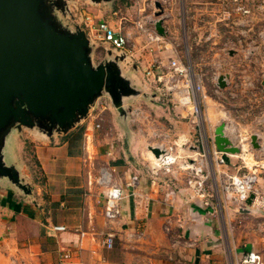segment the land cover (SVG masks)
Listing matches in <instances>:
<instances>
[{
    "label": "crops",
    "instance_id": "1",
    "mask_svg": "<svg viewBox=\"0 0 264 264\" xmlns=\"http://www.w3.org/2000/svg\"><path fill=\"white\" fill-rule=\"evenodd\" d=\"M159 6L154 15L158 19L163 14L168 37L177 28L176 14L170 5ZM193 19L188 30L194 28ZM256 26V21L248 22L247 32ZM244 41L234 37L226 42ZM140 47V59L131 70L125 66L132 55L108 53L94 65L90 49L93 66L111 63L123 81L115 85L116 101L108 96L103 112L96 110L95 100L87 116L65 133L17 126L7 133L3 161L16 169L30 193L0 178V264H62L65 252L72 264H237L247 252L260 254L264 262L263 211L245 213L233 207L221 219L201 205L183 178L149 174L146 150L191 139L193 128L179 108L161 103L160 94L144 80L152 56ZM155 57L164 63L172 55ZM225 83L230 86L232 80L226 76ZM224 132L240 147L228 128ZM243 152L228 160L241 159ZM104 170L108 181L102 178ZM133 177L137 185L129 188ZM112 187H121L125 198L120 218L109 222L103 205ZM52 226L68 230L53 233ZM107 234L114 236L111 249L103 244Z\"/></svg>",
    "mask_w": 264,
    "mask_h": 264
},
{
    "label": "rangeland",
    "instance_id": "2",
    "mask_svg": "<svg viewBox=\"0 0 264 264\" xmlns=\"http://www.w3.org/2000/svg\"><path fill=\"white\" fill-rule=\"evenodd\" d=\"M47 2L52 7L54 18L60 25L63 23L61 27L66 26L71 32L79 28L87 33L83 25L87 14L95 16L98 20L107 21L115 29H118L121 20L126 18L128 23L125 27L127 32L131 33V40L128 50L124 53L132 55V62L125 67L130 70L137 64V58L140 59L137 55L141 50L140 46L143 49L147 45L145 37L133 24L138 10L141 9L145 15L151 16L159 11L156 8L157 3L162 7L172 6L178 25L175 31L166 37L165 43L167 48H171L173 52L177 51L182 59L187 50L191 64L203 75L207 96L202 110L200 129L193 130L191 139L179 138L176 141L178 153L176 162L179 164L185 161L182 156L191 158L194 163L199 162L198 148L202 143L211 144L216 126L224 124L234 141L242 146L245 155H242L241 159H231L233 161H229V168L220 169V173L208 164L210 176L222 182L224 186L226 177L221 171L234 175L254 171L257 176L255 188L264 192V0L236 2L234 0H47ZM236 4L251 7L249 16L244 17L236 13L234 10ZM182 18L185 19L184 24ZM189 18L194 20V28L190 30L186 27ZM250 21H256L257 26L248 33L246 28ZM234 37H240L245 41L235 45L226 42L227 39L232 41ZM91 40L94 44L91 46V61L94 65L108 53L115 55L121 53L93 37ZM231 54H240L241 57L234 60ZM220 76H228L232 80L229 91L224 92L230 87L229 83L224 89L218 88L217 79ZM251 135H257L260 148L252 147ZM146 151L148 156L153 158L148 149ZM180 176L182 178V175ZM218 194L223 198L219 192ZM222 212L224 214L225 209Z\"/></svg>",
    "mask_w": 264,
    "mask_h": 264
},
{
    "label": "water",
    "instance_id": "3",
    "mask_svg": "<svg viewBox=\"0 0 264 264\" xmlns=\"http://www.w3.org/2000/svg\"><path fill=\"white\" fill-rule=\"evenodd\" d=\"M156 8L161 9L159 5ZM154 28L159 35L166 34L162 19L154 23ZM90 49L86 33L61 27L47 0H0V178L8 179L26 194L30 190L16 169L2 158L10 129L39 127L65 133L87 116L103 91L116 101L115 85L121 86L123 81L117 79L113 64L93 66ZM225 79H217L219 89L226 87ZM224 131V124L215 129L216 150L231 156L239 154L240 147ZM250 144L260 148L257 135H251ZM149 150L155 157L162 153L158 148ZM251 200L252 196L243 212H258L248 209Z\"/></svg>",
    "mask_w": 264,
    "mask_h": 264
},
{
    "label": "built area",
    "instance_id": "4",
    "mask_svg": "<svg viewBox=\"0 0 264 264\" xmlns=\"http://www.w3.org/2000/svg\"><path fill=\"white\" fill-rule=\"evenodd\" d=\"M236 1L234 0V2ZM234 10L245 17L246 15L249 16L252 8L236 4ZM163 18V14L156 19L154 13L151 16L145 15L144 11L139 9L133 22L137 30L145 37L147 45L144 47V51L152 56L151 62L148 63L143 72L144 80L160 94L161 103L179 108L181 116L187 118L193 130L200 129L202 110L207 98L203 75L191 64L187 50L182 59L177 51L173 52L171 48H167L166 34L159 35L154 28V23L159 19L163 21ZM121 21L120 27L115 29L107 21H97L93 16L87 14L84 17L83 25L88 38L93 37L109 45L115 51L126 52L130 44L131 33L127 32L125 27L128 21L125 19ZM184 23L185 19L182 18V24ZM157 53H169L172 57L163 63L155 57ZM216 93L219 94V91L216 90ZM109 101L108 96L103 91L101 96L96 99V110L99 112L106 110ZM176 144V141H173V143L165 142L152 147L158 148L162 152L158 157L150 152L153 158L148 162V167L149 174L153 178L158 179L165 176V178L176 181L182 175L185 186L190 188L193 196L201 201L203 207L212 209V213L221 219L224 217L222 212L224 209L227 211L233 207H236L237 210L245 208L250 196H252L251 207L264 212V192L255 188L257 176L254 171L240 175L226 174L221 171V174L226 177L224 186L222 182L210 176L208 164L213 170L215 169L217 173H220V169L229 168L228 158L231 157V155L222 154L216 150L214 139H212L211 144L206 143L204 145L202 143L200 145L198 148L200 152L197 153L199 162L197 163H194L187 156H182L185 161L177 164ZM240 150L242 151L241 145ZM238 169L240 168L238 167ZM102 178L105 181L109 179V174L105 170L102 172ZM137 182L138 179L133 177L127 186L134 188ZM218 192L223 198H220ZM124 198V190L121 187H112L107 192L103 205V216L107 221L114 222L120 218V204ZM67 230L65 226H52L50 228L53 233H62ZM80 235L83 236L84 233L80 232ZM113 241L114 236L107 234L103 244L107 249H111ZM60 259L62 264H72L69 252L63 253ZM237 264H264V262L260 254L247 252Z\"/></svg>",
    "mask_w": 264,
    "mask_h": 264
}]
</instances>
